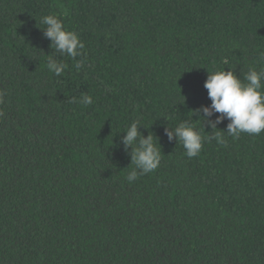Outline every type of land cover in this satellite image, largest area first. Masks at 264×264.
<instances>
[{
	"label": "trees",
	"instance_id": "obj_1",
	"mask_svg": "<svg viewBox=\"0 0 264 264\" xmlns=\"http://www.w3.org/2000/svg\"><path fill=\"white\" fill-rule=\"evenodd\" d=\"M47 15L80 55L54 49ZM249 68L264 0H0V264H264V131L195 113L209 73ZM183 121L204 138L194 158L166 135ZM132 122L161 163L130 183Z\"/></svg>",
	"mask_w": 264,
	"mask_h": 264
},
{
	"label": "clouds",
	"instance_id": "obj_2",
	"mask_svg": "<svg viewBox=\"0 0 264 264\" xmlns=\"http://www.w3.org/2000/svg\"><path fill=\"white\" fill-rule=\"evenodd\" d=\"M41 22L45 25L43 28L45 36L52 41V46L61 56L75 58L81 54L80 50L84 48V44L74 31L65 29L60 18L56 15H47L41 18ZM65 67L66 64L62 61L48 56L49 72L60 76ZM76 67L80 68V63H77ZM262 81H264V69L257 71L255 68H249L243 81L233 71L222 70L209 73L204 88L207 89L211 105L198 109L195 113L203 118L204 123L214 114H220L216 117L215 123L208 121L209 127L216 130V125L226 119L229 121L226 133L234 138L239 137L241 133L259 135L264 131V83ZM79 102L91 104L92 98L87 94H81ZM141 127L138 122H132L124 130L121 141L126 149H132L131 165L135 168L127 176L130 183L137 179L138 175L155 171L161 163V152L156 143L158 140L155 138L156 142H154V135L151 133L145 138L140 132ZM165 131L169 141L175 139L182 144L188 158H194L201 152L204 138L193 124L183 121L174 129L167 128ZM221 132L224 131H213L208 139H215L218 144H224L225 139Z\"/></svg>",
	"mask_w": 264,
	"mask_h": 264
}]
</instances>
